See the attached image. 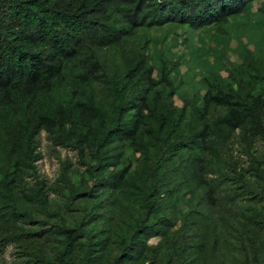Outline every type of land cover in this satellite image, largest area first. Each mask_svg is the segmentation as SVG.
Masks as SVG:
<instances>
[{
	"label": "trees",
	"instance_id": "trees-1",
	"mask_svg": "<svg viewBox=\"0 0 264 264\" xmlns=\"http://www.w3.org/2000/svg\"><path fill=\"white\" fill-rule=\"evenodd\" d=\"M255 1L0 0V120L5 133L4 141L0 143V154L9 165L12 163L6 167L3 191H0V224L5 226L12 215H19L22 203L9 195V184L24 161L29 163L33 160V140L41 121L57 118L60 128L68 125L75 147L81 154L85 147L95 154L97 166L87 165L93 186H99L95 195L91 194L96 192L94 188L87 193L93 203L94 210L90 213L93 217L97 204L103 201V193L112 189L122 190L125 185L128 170L121 169L116 162L125 147L129 145L137 150L151 148L155 153L164 174L148 187L138 186L135 182L132 188L138 200H144L149 207L151 221L136 228L133 238L123 243L121 255L124 258L122 264H138L146 240L154 234L165 236L172 225L163 213L161 194L176 202L183 197L178 188L180 184L186 183L188 193L199 189L197 175L202 164L204 141L211 133L231 137L241 128L243 141L249 150H253L256 140H264V99L262 96L244 95L238 90H215V93H196L192 104L189 101L176 108L172 96L178 85L170 74L168 63L163 61L156 72L144 52L130 56L126 72L119 79L115 75H105L112 82V93L119 99L117 106L107 108L104 102H98L92 88L86 93V98L92 102L90 106L78 107L69 103L52 108V91L73 61L84 63L83 66L80 64L77 74L89 77L90 81L84 85L87 87L92 82V66L101 65L100 50L122 46L141 27L152 29L168 23L185 25L193 30L209 25L223 27L231 17L245 14ZM213 103L224 107L225 112L208 124L203 116ZM173 133H177V143L181 135L190 136L186 143L180 142L179 147H168L166 141ZM184 147L188 154L183 151ZM253 162L255 170L260 172L263 161L253 158ZM67 172L68 169L64 168L61 179L69 188V195L74 196V187ZM32 196L42 207L48 206L43 180L36 182ZM113 209H105L100 216L110 222L115 213ZM187 216L190 224L198 230H206L211 221L194 209L189 210ZM2 228L0 248L6 239ZM72 229L66 223L56 229L63 238L58 257L60 264H71L78 239ZM18 236L22 240L21 248L29 253L35 236L44 235L43 232H30ZM201 236L190 246L188 262L200 263L197 259L205 242V233L202 232ZM23 237L33 239L26 241ZM110 237L111 231L104 230L92 240L91 246L97 249H87L84 264H103L102 256L96 253ZM92 251L95 255L90 256ZM38 261L53 264L41 253L36 254L34 262Z\"/></svg>",
	"mask_w": 264,
	"mask_h": 264
},
{
	"label": "rangeland",
	"instance_id": "rangeland-1",
	"mask_svg": "<svg viewBox=\"0 0 264 264\" xmlns=\"http://www.w3.org/2000/svg\"><path fill=\"white\" fill-rule=\"evenodd\" d=\"M138 52L147 55L156 72L163 61L168 63L178 85L172 96L176 108L189 101L192 104L196 93H215V90H238L264 99V0H256L245 14L231 17L223 27L209 25L193 30L173 23L152 29L141 27L122 46L100 50L101 65L92 66V82L87 87L84 85L90 81L89 77L77 74L84 63L71 62L52 91V108L69 103L90 106L92 102L86 98V93L92 88L98 102H104L107 108L117 106L119 99L112 93V82L105 75L119 79L126 72L130 56ZM224 112V107L213 103L203 120L209 124ZM262 113L264 120V110ZM4 135L0 120V143ZM176 136L177 133H173L168 138V147L186 143L190 134L181 135L178 143ZM243 140L241 128L231 137L209 135L204 141L197 175L199 189L188 193L186 183L180 184L178 188L183 197L176 202L161 194L163 213L172 225L165 236L154 234L146 240L138 264H194L192 260L188 262L187 254L192 243L202 237V232L205 242L199 250V264H264V165L260 172L253 165V158L264 164V140H256L253 150H249ZM33 142V160L29 163L25 160L9 184V195L22 206L19 215H12L5 226L0 224L6 236L0 248V264H42L34 262L38 253L53 264H60L58 257L63 238L56 229L64 223L78 236L71 264L85 263L87 249H97L91 246L92 240L104 230L111 231V237L96 255L102 256L103 264H122L123 243L133 238L136 228L151 221L146 202L139 201L132 193L134 183L148 187L164 174L153 150L125 147L121 158L115 159L121 169L128 170L125 185L122 190L105 191L93 217L90 213L94 207L87 193L94 188L96 192L91 194L95 195L99 186H93L87 165L97 166L95 154L89 147L81 154L68 125L60 128L57 118L43 119ZM183 151L189 153L185 147ZM11 165L0 154V191H3L6 167ZM64 168L68 169L66 175L74 187V196L69 195V188L61 179ZM156 173L159 175L155 178ZM38 180H43L47 193L46 208L32 196ZM112 207L115 213L109 222L100 213ZM191 209L211 218L206 230L196 229L189 218L187 220ZM194 218L192 215L191 219ZM30 232H43L44 236H35L30 252L25 253L18 234ZM32 239L23 237L26 241ZM89 254L95 255L93 251Z\"/></svg>",
	"mask_w": 264,
	"mask_h": 264
}]
</instances>
